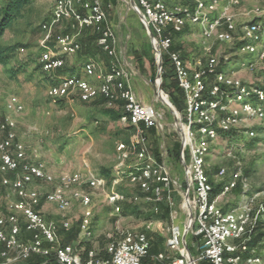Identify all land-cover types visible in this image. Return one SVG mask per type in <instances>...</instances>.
Instances as JSON below:
<instances>
[{"label": "built area", "instance_id": "2783aa9c", "mask_svg": "<svg viewBox=\"0 0 264 264\" xmlns=\"http://www.w3.org/2000/svg\"><path fill=\"white\" fill-rule=\"evenodd\" d=\"M244 0H134L136 11L144 27L148 25L154 34L153 42L158 44L163 59L167 52L178 86L185 94V122L182 125L185 138L181 163L187 180L190 201L184 194V207L192 215L191 229L202 237L197 253L180 247L183 239L179 228H173L168 245L179 250V255L167 261L160 252L154 255L153 264H256L258 257L251 255L249 243L260 222L264 225V205L253 210L249 203L239 208L224 210L218 204L220 197L233 191L241 180V170L235 171L216 197L211 198L213 184L207 173V157L211 145L221 133L235 132V139H253L257 132L251 126L252 120H264V88L245 81L232 68V54L217 55L216 43L236 45L237 54L246 56L237 63L241 69L254 71L258 63H264V13L243 21L237 20L235 9ZM256 12H260L257 8ZM62 19H71L74 26L93 27L98 33L97 45L112 61L109 69L100 71L99 63L88 58L83 64L84 75L62 74L66 66V55L78 53L82 44L73 33H64L55 38L54 44H44ZM197 27L202 37V51L198 56L184 60L180 52L172 49L173 33L186 27ZM42 28L48 32L40 54L41 69L56 78L48 89L55 101L79 99L90 102L99 97L106 99L108 106H114L120 99L124 102V113L120 122L131 125L135 133L130 143L124 141L117 149L124 155L135 153L137 162L129 167L126 176L132 183L139 184L145 192L151 193L154 211L165 200L172 203V188L176 181L165 160H157L148 153L144 129L164 128V112L144 104L136 95L131 84L130 73L117 63V35L107 22V13L101 0H56L52 15ZM24 51V48H20ZM89 78L98 79V83ZM8 108L22 112L24 105L17 96H11ZM239 137V138H238ZM226 168L216 174L224 178ZM0 184L5 192L6 203L0 209V264H28L33 256L53 257L57 264H142L149 255L151 241L144 231H125L110 241L105 249L108 257H101L95 249H89L85 257L72 244H62L57 224L49 220L44 212V203L58 207L65 230L72 228L68 213L73 202L78 201L85 208L80 220L79 236L93 235L90 188L101 186L100 177L80 172L56 175L48 169L47 163L27 152L25 142L19 139L16 123L9 114L0 112ZM53 185L43 189L39 185ZM165 192V194H164ZM264 192V190H263ZM120 194L109 197L115 210L120 211ZM250 253V254H249ZM245 254L248 257L243 258Z\"/></svg>", "mask_w": 264, "mask_h": 264}, {"label": "rangeland", "instance_id": "374dc122", "mask_svg": "<svg viewBox=\"0 0 264 264\" xmlns=\"http://www.w3.org/2000/svg\"><path fill=\"white\" fill-rule=\"evenodd\" d=\"M55 1L32 0L22 17L0 38V44L3 45L22 44L8 66L0 65V112L13 117L17 135L25 142L28 154L45 161L56 175L80 172L86 179V171L90 169L96 177L104 179L105 182L99 187L83 186L92 196L90 209L93 235L91 238L78 236L72 241L79 253L87 248L95 249L99 253L105 251L108 243L123 232H139L151 222L156 235L153 238L151 254L157 244H162L163 253L169 262L180 253L168 245L173 228H179L180 237L183 239L185 227L190 219L188 210L184 207V194L188 184L178 156V151L181 153L184 149L182 135L176 126L173 109L166 101L169 99L176 109L177 107L163 87L164 94H158V67L146 28L131 9L128 0H101L107 13V22L117 35V63L130 73L131 79H138L141 91L150 92L154 107L164 112L162 130L154 133L144 130L142 133L146 139L148 153L157 160H165L170 174L176 181L172 188V203L168 205L162 202L158 212L154 211L151 193L145 192L139 184L132 183L125 177V172L137 162V158L132 152L124 155L117 147L120 142L126 140L131 129L121 123L120 119L104 118L102 109L108 107L107 104H98V101L97 104L93 101L60 103V100L55 101L48 94V89L56 78L38 66L39 57L44 44L54 42L59 35L73 33L82 44V50L78 53L65 56L67 70L62 74L84 75L83 64L88 58H93L99 63L101 72L107 71L111 62L116 61L101 51L91 33L77 24L74 26L71 19H62L53 29L50 39L43 44L48 32L42 25L51 17ZM257 8L260 9L258 13ZM234 11L237 20L242 23L258 16L259 13H264V0H244ZM201 39L200 30L190 27L176 42L182 45L184 51L192 58L202 51ZM22 47L24 51L20 50ZM214 51L217 55L231 53L232 68L238 75L248 83L264 86V63H258L254 71H248L237 67V63L247 57L237 54L236 45L218 42ZM163 55L167 56V52L163 51ZM89 80L95 84L99 82L96 78ZM145 80L148 81V86ZM11 96H17L21 100L24 105L22 112L8 108ZM179 106L182 110V101ZM177 111L181 121L182 115L178 109ZM250 124L257 132L255 138L241 141L239 137L235 139L238 136L235 132L221 133L211 145L207 157V169L216 184L230 180L235 171L241 170L242 177L237 189L218 200L219 206L224 210L239 208L245 203H249L253 210L264 205V120H252ZM184 151L187 152V149ZM187 161L189 162L188 156ZM221 168L227 170L224 178L216 176ZM39 186L45 190L53 188V185L46 183ZM116 193L123 196L118 201V212L109 199ZM4 200L6 199H3V202ZM43 209L48 219L57 224L62 241L66 230L62 231L60 210L51 203H44ZM84 212L85 208L80 202H73L68 213L73 227H78ZM161 213H168L169 216L162 218ZM195 236L191 229L186 233V245L191 255H195L200 247V241L198 242ZM180 247L184 248V243ZM250 251L254 258L260 259L256 264H264V238L256 246L250 247ZM249 254H245L243 258ZM241 264L246 263L243 260Z\"/></svg>", "mask_w": 264, "mask_h": 264}, {"label": "trees", "instance_id": "16d2710c", "mask_svg": "<svg viewBox=\"0 0 264 264\" xmlns=\"http://www.w3.org/2000/svg\"><path fill=\"white\" fill-rule=\"evenodd\" d=\"M32 0H0V38H2L6 31L13 26V24L16 22L17 19L22 17L24 10L31 4ZM88 33H91L94 37L95 40L97 41L98 38V33L93 27H88L85 28ZM188 27L184 28L182 31H178L173 33V44H172V49L180 52L182 58L184 60H187L190 58V54L184 51V47L182 45H179L176 42V39H178L186 30ZM55 36L53 35L54 39ZM50 45H53L54 42H50ZM22 46L21 43H15V44H10V45H3L0 44V65L3 66H8L12 60V58L15 55V52L17 49ZM24 48V47H23ZM82 50V48H81ZM30 62H33L30 60ZM38 66L41 67L40 63ZM67 67L65 66L61 71L64 73L66 72ZM70 71V70H69ZM162 76H163V83L162 87L167 93L171 96L173 103L177 107V109L180 111V114L182 115V121L185 122V94L182 91V89L178 86L177 79L175 77L174 71L169 63V59L167 56L163 55V71H162ZM54 82V81H53ZM264 88V86H262ZM107 104L106 99L103 97H99L93 102H96L95 104ZM183 104V108L181 110V107L179 106ZM102 113L106 116H109L111 119H120L121 116L124 113V102L120 99H118L114 106H108L104 109H102ZM128 128H130L131 132L126 138L124 142L130 143L131 136L135 133V129L131 125H127ZM178 156L180 159V152L178 151ZM187 152H186V157H187ZM220 170V169H219ZM207 173L210 177L211 183L213 184V192L211 198L216 197L218 194L221 193L224 184L228 181H221L219 183H214L212 177H211V172L207 170ZM238 187V186H237ZM237 187L235 189H237ZM64 227L62 226V231L64 232ZM80 233V223L78 227H73L70 230H66L65 232V237L62 239V244H68L72 243ZM195 238L200 241V246L202 245V237L200 235H196ZM264 238V225L262 222L258 225L255 235L251 242L249 243V246L252 248L258 244L262 239ZM81 247V246H80ZM79 248V247H78ZM90 248H87L86 250L82 251V256L85 257L87 254V251ZM151 247L149 249V255L143 259L142 264H153V257L151 256L152 254L150 253ZM101 257H108V254L106 251H101L100 252ZM28 264H57L54 260L53 257L50 258H44L41 256H33L31 257L28 261ZM200 264H209L208 262H201Z\"/></svg>", "mask_w": 264, "mask_h": 264}, {"label": "crops", "instance_id": "0c3cea01", "mask_svg": "<svg viewBox=\"0 0 264 264\" xmlns=\"http://www.w3.org/2000/svg\"><path fill=\"white\" fill-rule=\"evenodd\" d=\"M134 11V10H133ZM137 15H138V13L136 12V11H134ZM138 17H139V15H138ZM140 18V17H139ZM141 20V19H140ZM188 28H190V26L188 27ZM66 67H67V62H66ZM69 68V67H68ZM60 73H62V71H60ZM138 80V79H137ZM137 80H134L133 78L131 79V84H132V86H133V88H134V90H135V92H136V95H137V97L139 98V100L140 101H142L144 104H146V105H149V106H152V107H154V101H153V97H152V95H151V93L149 92H142L141 91V88H140V83H139V81H137ZM143 80V79H142ZM145 83L147 84V86H148V81H146L145 80ZM96 100V99H95ZM75 101H81V100H79V99H75V100H73V101H70V100H68V99H61L59 102L60 103H65V102H75ZM94 101V100H93ZM81 102H83V101H81ZM91 102V101H90ZM154 108H157V109H159L158 107H154ZM104 118H106V119H110V117L109 116H104ZM144 130H147V131H150V132H152V133H154V132H156L157 130L156 129H154V128H150V129H144ZM132 137V136H131ZM20 139V138H19ZM22 140V139H21ZM23 141V140H22ZM180 158H181V153H180ZM180 160V159H179ZM180 163H181V160H180ZM182 164V163H181ZM48 166V169L51 171V172H53L54 170L53 169H51L50 167H49V165H47ZM182 167H183V165H182ZM87 172V174H88V176H95L96 177V175L92 172V170H87L86 171ZM183 173H184V170H183ZM221 198V197H220ZM3 199H6V197H5V192H4V189L2 188V186H1V184H0V209H4V206H5V203H6V200H4V202H3ZM164 203H166V204H168V205H170L166 200L164 201ZM47 216V215H46ZM161 216H162V218H167L168 216H169V214L168 213H161ZM47 218H49V217H47ZM139 231H144V232H146L147 234H148V237H149V239H150V241H151V243H152V245L151 246H153V238L156 236L155 234H154V228H153V224L150 222V223H148L147 224V226L146 227H144L143 229H141V230H139ZM158 237V236H157ZM151 251V250H150ZM164 251V246L162 245V244H157L156 245V249L154 250V252H152V257H154V255H156V254H158V253H160V252H163ZM151 253V252H150Z\"/></svg>", "mask_w": 264, "mask_h": 264}, {"label": "water", "instance_id": "95a60500", "mask_svg": "<svg viewBox=\"0 0 264 264\" xmlns=\"http://www.w3.org/2000/svg\"><path fill=\"white\" fill-rule=\"evenodd\" d=\"M129 2H130V4H132V6L136 10L138 9L136 3L134 2V0H129ZM145 28H146V31L148 33V36H149V38L151 40V43L153 45L154 52H155V56H156V62H157V67H158V72H157L158 94H159V96H161L162 94H164V91L162 89V82H163V76H162V71H163L162 52H161V49H160L159 45L153 42L154 34H153L152 30L150 29V27L148 25H146ZM166 103L169 106H171L172 109H173V112H174V115H175V123H176V126H177L178 130L181 132V135H182L183 140H184V138H185V131H184V127H183V125L181 124V121H180L179 112L177 111V109L174 107V105L171 103V101L169 99L166 101ZM181 153H183V149H182ZM185 198H186V201L187 202L190 201L189 194L188 193L185 194ZM192 220H193L192 215H190V219L188 221V224L185 227V231H184L185 233H184V238H183V242H184L185 248L189 252V254H190V250H189V248L186 245V233L189 231V228H190V225L192 223Z\"/></svg>", "mask_w": 264, "mask_h": 264}]
</instances>
